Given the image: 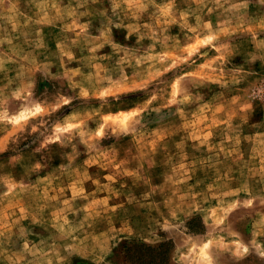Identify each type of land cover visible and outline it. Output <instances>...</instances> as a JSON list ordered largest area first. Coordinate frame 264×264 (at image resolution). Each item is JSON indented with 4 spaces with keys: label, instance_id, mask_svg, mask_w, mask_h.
Wrapping results in <instances>:
<instances>
[{
    "label": "rangeland",
    "instance_id": "rangeland-1",
    "mask_svg": "<svg viewBox=\"0 0 264 264\" xmlns=\"http://www.w3.org/2000/svg\"><path fill=\"white\" fill-rule=\"evenodd\" d=\"M162 243L264 264V0H0V264Z\"/></svg>",
    "mask_w": 264,
    "mask_h": 264
},
{
    "label": "trees",
    "instance_id": "trees-1",
    "mask_svg": "<svg viewBox=\"0 0 264 264\" xmlns=\"http://www.w3.org/2000/svg\"><path fill=\"white\" fill-rule=\"evenodd\" d=\"M130 247H127L128 251L130 250ZM136 247L153 254L152 255L153 256L152 261L149 262L150 264H152V263H154V264H165L166 263V254L168 252L170 244L169 243H162L157 247H150V246H146V245H141V246L138 245ZM140 263H142V262H140Z\"/></svg>",
    "mask_w": 264,
    "mask_h": 264
}]
</instances>
